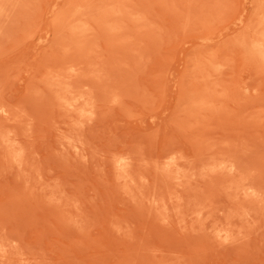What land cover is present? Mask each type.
<instances>
[{
  "label": "rangeland",
  "instance_id": "374dc122",
  "mask_svg": "<svg viewBox=\"0 0 264 264\" xmlns=\"http://www.w3.org/2000/svg\"><path fill=\"white\" fill-rule=\"evenodd\" d=\"M263 14L0 0V264H264Z\"/></svg>",
  "mask_w": 264,
  "mask_h": 264
},
{
  "label": "bare ground",
  "instance_id": "6f19581e",
  "mask_svg": "<svg viewBox=\"0 0 264 264\" xmlns=\"http://www.w3.org/2000/svg\"><path fill=\"white\" fill-rule=\"evenodd\" d=\"M112 13H113V12H111V15H112ZM108 14H109V12L107 13V15H108ZM113 15H115V14H113ZM109 16H110V14H109ZM263 16H264V14H263ZM263 18H264V17H263ZM261 20L264 21L263 19H261ZM263 23H264V22H263ZM105 24H106V21H105ZM262 36L264 37V35H262ZM263 37H262V38H263ZM256 41L258 42V40H256ZM256 41H254L253 43H256ZM260 42H262V41H260ZM253 43H251V44H253ZM258 43H259V42H258ZM262 43H263V42H262ZM251 44H250V45H251ZM260 44H261V43H260ZM253 46H255V45L253 44L251 47H253ZM263 46H264V45H263ZM260 47H261V46H260ZM250 49H252V48H250ZM250 49H249V50H250ZM262 50H263V49H262ZM254 51H255V49H254ZM259 51H260V50H259ZM263 51H264V50H263ZM251 52H252V51L249 52V53H250V56H251ZM256 52H257V51H256ZM249 53H248V55H249ZM253 53H254V52H253ZM262 53H264V52H262ZM248 55H247V56H248ZM252 55H253V54H252ZM254 55H255V53H254ZM254 55H253V56H254ZM257 55H258V54H257ZM257 55H256V56H257ZM261 55H262V54H261ZM263 55H264V54H263ZM263 55H262V56H263ZM250 56H248V57H250ZM258 56H259V55H258ZM245 57H246V56H245ZM248 57H247V58H248ZM252 58H254V57L251 56V57L248 58V59H251V60L253 61ZM255 58H257V57H255ZM258 59H259V58H258ZM261 60H263V59H261ZM255 61H256V59H255ZM259 61H260V60H259ZM260 62H261V61H260ZM262 63H263V61H262ZM16 155H17V154H16ZM12 157H13V155H12ZM15 157H18V155H17V156L14 155V158H15ZM17 159H18V158H17ZM17 159L15 158V160H17ZM120 164H121V163H119V166H122V165H120ZM119 169H120V168H119Z\"/></svg>",
  "mask_w": 264,
  "mask_h": 264
}]
</instances>
